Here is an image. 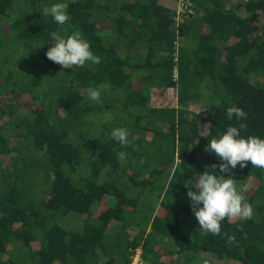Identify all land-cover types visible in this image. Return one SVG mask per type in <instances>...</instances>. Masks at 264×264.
<instances>
[{
	"label": "trees",
	"instance_id": "1",
	"mask_svg": "<svg viewBox=\"0 0 264 264\" xmlns=\"http://www.w3.org/2000/svg\"><path fill=\"white\" fill-rule=\"evenodd\" d=\"M55 3L68 4L64 25L42 15ZM194 3L177 32L159 0H0V264H131L137 248L143 264H264V169L249 162L223 174L243 181L251 220L225 218L212 235L180 217L194 216L187 192L198 175L222 163L205 151L211 139L241 123V136L264 139V0ZM75 30L99 64L65 69L47 58L50 33ZM177 36L179 107H153L152 88L176 86ZM15 58L21 71L10 67ZM202 97L209 104L189 111ZM233 106L246 118L230 120ZM119 127L132 144L111 137ZM70 215L80 221L66 226Z\"/></svg>",
	"mask_w": 264,
	"mask_h": 264
},
{
	"label": "clouds",
	"instance_id": "2",
	"mask_svg": "<svg viewBox=\"0 0 264 264\" xmlns=\"http://www.w3.org/2000/svg\"><path fill=\"white\" fill-rule=\"evenodd\" d=\"M67 9V3H55L50 7H45L42 15H51L57 24L64 25L71 19ZM50 37L55 43L48 48L46 56L63 68L84 67L86 62L100 63V57L92 52L90 42L79 30L67 36L53 31ZM87 96L93 101H100L101 91L99 88H89ZM227 115L230 120L233 115L238 120L247 116L243 109L235 106L227 109ZM245 128L246 125L243 123L239 127H228L218 139L213 138L209 141L205 151L214 152L222 163L206 166V170L196 178V190L188 188L187 196L192 201V210L200 225V230L205 233L220 235L221 225L225 218L229 221L253 218L254 209L238 192L236 180L223 175L230 173L237 165L244 168L249 162L252 167L264 169V139L257 136L244 138L240 135V130ZM129 136L130 132L125 127L116 128L111 133V137L122 147L133 143ZM117 155L121 162L127 156L124 151H119ZM144 162L142 158L140 163ZM209 168L211 171L208 170ZM216 169L219 171L217 172ZM233 240L234 236L228 237V243Z\"/></svg>",
	"mask_w": 264,
	"mask_h": 264
},
{
	"label": "rangeland",
	"instance_id": "3",
	"mask_svg": "<svg viewBox=\"0 0 264 264\" xmlns=\"http://www.w3.org/2000/svg\"><path fill=\"white\" fill-rule=\"evenodd\" d=\"M172 3H174V2H172ZM239 13L242 16H245L246 15L245 11H243V10L240 11ZM197 45H198V40L195 42V47ZM20 53H21V55L23 54V52H20ZM20 53H18V54L20 55ZM14 62H15V66L14 65H11L10 67L12 69H14V71H16V70L21 71L22 70V66H23L22 61H20L17 58H15ZM241 62L243 63V61H241ZM201 90H202L203 93L206 94L209 91L208 84H204V86L201 87ZM202 103L197 104V105L194 103V105L191 107V109H189V111H191L192 113L201 112L209 104V101L208 100H205ZM140 112H142V115L145 118L143 120V122L146 123L147 122V118H148V114H149L148 109L144 108V109L140 110ZM160 128H162L163 131H167L168 130V125H161ZM4 134L9 139V141L12 143L13 146H16L17 145V139H16L17 129H15L13 127H10V128H8L7 130L4 131ZM202 162H206L205 157L202 158ZM108 169L109 168H107L106 171H108ZM169 169L172 171V168L171 167ZM106 171H103L102 172V176H104V177L106 176ZM238 183L239 184H238L237 190H238V192L240 194H242V191L245 189L244 188L245 187L244 186V183H243V181H240ZM169 192H170L169 194H171V196L173 195V196L176 197V191L174 190L173 187H172V189L170 188V191ZM181 197H183V195ZM153 203H154V201H153ZM180 217H181V219L183 220L184 223L189 224V223L194 222L195 215L194 216H191V215H186L185 213H182ZM74 221H76L78 223L80 220L78 218H75L74 216L70 215V216L66 217L63 220V224L66 225V226H71V225H73ZM132 234L134 235V234H136V232L133 231ZM209 258L211 260H214L215 257L213 255H209ZM222 264H234V260H232V259H225V261H223Z\"/></svg>",
	"mask_w": 264,
	"mask_h": 264
},
{
	"label": "built area",
	"instance_id": "4",
	"mask_svg": "<svg viewBox=\"0 0 264 264\" xmlns=\"http://www.w3.org/2000/svg\"><path fill=\"white\" fill-rule=\"evenodd\" d=\"M176 7L174 10V24L175 28L178 32V28L180 27L181 23L183 22L184 18L190 15L197 14V9L194 3V0H174ZM181 39L179 36H177L176 40L174 41V45L176 47V50H174V61L176 62L174 69H173V80L176 83V86H171L168 88V90L175 92L178 89V83H179V50L181 44ZM131 264H143L142 260V249L137 248L133 257Z\"/></svg>",
	"mask_w": 264,
	"mask_h": 264
},
{
	"label": "crops",
	"instance_id": "5",
	"mask_svg": "<svg viewBox=\"0 0 264 264\" xmlns=\"http://www.w3.org/2000/svg\"><path fill=\"white\" fill-rule=\"evenodd\" d=\"M159 1L166 8H169L172 12H174L175 7H176L174 0H159ZM171 1L174 3H172ZM230 5L231 4H229L228 7ZM186 41L188 42L189 45H191V47H195V42L197 41V39L191 37V38H188ZM142 53H143V57H144L146 55V51H143ZM202 86L203 85H201L200 88H198V90L202 95H204L205 93H203L201 90ZM162 89L158 88V87H154L151 89L150 105H152L153 107H158V108H164V107L165 108H167V107L178 108L179 107L178 89L175 92L168 90V88L166 90H162ZM203 101H205L204 98L201 100V102H198L196 100L190 101L188 109H191V107L194 105V103L197 105V104L202 103ZM189 116L191 117V115H189Z\"/></svg>",
	"mask_w": 264,
	"mask_h": 264
}]
</instances>
